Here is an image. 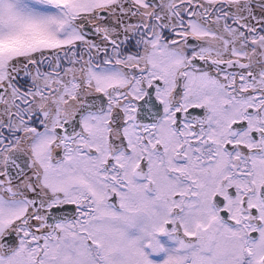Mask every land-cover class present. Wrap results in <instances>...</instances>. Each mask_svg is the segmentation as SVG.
Instances as JSON below:
<instances>
[{
  "label": "snow or ice",
  "instance_id": "1",
  "mask_svg": "<svg viewBox=\"0 0 264 264\" xmlns=\"http://www.w3.org/2000/svg\"><path fill=\"white\" fill-rule=\"evenodd\" d=\"M0 264H264V0H0Z\"/></svg>",
  "mask_w": 264,
  "mask_h": 264
}]
</instances>
